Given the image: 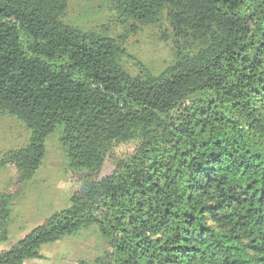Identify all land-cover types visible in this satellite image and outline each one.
<instances>
[{
	"label": "trees",
	"instance_id": "obj_1",
	"mask_svg": "<svg viewBox=\"0 0 264 264\" xmlns=\"http://www.w3.org/2000/svg\"><path fill=\"white\" fill-rule=\"evenodd\" d=\"M66 8L0 0V113L30 131L2 163L30 180L57 133L83 180L0 264L90 228L103 246L83 264H264V0H112L134 28L171 29L172 65L138 76L116 41L67 23ZM130 141L134 153L99 180L111 145Z\"/></svg>",
	"mask_w": 264,
	"mask_h": 264
},
{
	"label": "rangeland",
	"instance_id": "obj_2",
	"mask_svg": "<svg viewBox=\"0 0 264 264\" xmlns=\"http://www.w3.org/2000/svg\"><path fill=\"white\" fill-rule=\"evenodd\" d=\"M64 20L85 31H96L123 48L121 63L131 75L147 69L158 74L172 65L174 43L171 29L164 21L152 26H137L121 19L112 8V0H67ZM30 131L26 124L8 114L0 113V208L6 205L8 239L0 243V254L9 251L33 230L41 227L53 214L70 206L71 193L83 185L80 174L73 173L62 152L57 133L44 143L45 156L34 176L19 181L13 165L2 163L10 152L24 149ZM135 142L114 143L101 168L98 179L112 175L116 164L125 162L136 149ZM4 217V212L0 213ZM97 230L90 228L61 241L43 245L39 257L22 264H83L100 255Z\"/></svg>",
	"mask_w": 264,
	"mask_h": 264
}]
</instances>
